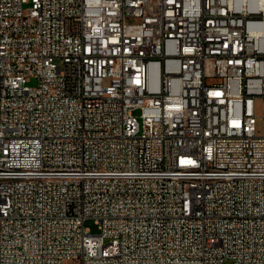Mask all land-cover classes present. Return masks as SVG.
<instances>
[{
  "label": "built area",
  "instance_id": "2783aa9c",
  "mask_svg": "<svg viewBox=\"0 0 264 264\" xmlns=\"http://www.w3.org/2000/svg\"><path fill=\"white\" fill-rule=\"evenodd\" d=\"M27 2L0 0V264H264V0Z\"/></svg>",
  "mask_w": 264,
  "mask_h": 264
},
{
  "label": "rangeland",
  "instance_id": "374dc122",
  "mask_svg": "<svg viewBox=\"0 0 264 264\" xmlns=\"http://www.w3.org/2000/svg\"><path fill=\"white\" fill-rule=\"evenodd\" d=\"M31 5H32L31 0H28V2L24 4V7H25V8H28V7H30ZM85 223H86V226L89 227V228H91V230H92L94 233L99 232L98 225H97V223L95 222L94 219H92V218H88V219H86ZM232 263H233V259H232V258H227V259H226L225 264H232Z\"/></svg>",
  "mask_w": 264,
  "mask_h": 264
},
{
  "label": "bare ground",
  "instance_id": "6f19581e",
  "mask_svg": "<svg viewBox=\"0 0 264 264\" xmlns=\"http://www.w3.org/2000/svg\"><path fill=\"white\" fill-rule=\"evenodd\" d=\"M223 180H230V171H223Z\"/></svg>",
  "mask_w": 264,
  "mask_h": 264
}]
</instances>
